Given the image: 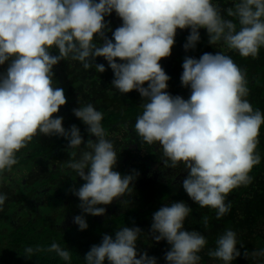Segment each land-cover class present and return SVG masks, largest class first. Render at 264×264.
Segmentation results:
<instances>
[{
    "label": "clouds",
    "instance_id": "9594fccd",
    "mask_svg": "<svg viewBox=\"0 0 264 264\" xmlns=\"http://www.w3.org/2000/svg\"><path fill=\"white\" fill-rule=\"evenodd\" d=\"M113 12L122 24L108 39L105 17ZM227 14L237 17L238 30L213 0H0V66L8 62L6 72L0 73V173L18 163L17 153L38 133L64 138L68 149L79 150V158L68 167L84 181L71 190L80 201L82 214L73 217L80 231L88 229L86 216H104L101 205H111L133 189L138 173L114 170L118 156L105 139L100 111L92 104L73 109L95 137L86 144L77 126L66 130L63 118L55 115L67 101L64 89L52 86L54 66L70 58L85 70L94 66L104 73L105 65L96 62L103 58L114 73L113 87L123 94L136 91L144 101L135 123L138 135L147 144L159 142L170 167L183 163L184 192L200 207L215 209L217 219L223 217L231 208L228 194L249 184V173L261 162L256 149L264 113L245 99V74L230 56H185L180 79L190 88L187 99L168 92L170 77L160 61L170 57L177 29H190L185 52L196 48L199 30L205 29L210 45L223 40L242 57H257L264 47V0H239L235 12ZM94 37L103 41L100 46ZM7 199L0 192V212ZM191 211L179 201L163 205L152 216L151 238L170 246L166 264L201 262L199 253L208 241L201 232L186 230ZM142 234L139 227L125 226L114 236L104 235L85 254L84 264H158L156 257L138 252ZM237 244L236 233L227 230L208 255L233 264L241 256ZM42 250L28 247L25 256ZM47 251L70 264L67 248L53 242ZM249 255L262 258L264 249L244 252L246 259Z\"/></svg>",
    "mask_w": 264,
    "mask_h": 264
},
{
    "label": "trees",
    "instance_id": "16d2710c",
    "mask_svg": "<svg viewBox=\"0 0 264 264\" xmlns=\"http://www.w3.org/2000/svg\"><path fill=\"white\" fill-rule=\"evenodd\" d=\"M213 4L225 19L237 25L238 30L240 26L237 17L228 16L227 13L229 10L235 12L239 0H213ZM105 21L110 29L105 32V36L111 39L112 32L121 26L122 20L113 12L105 17ZM199 31L200 42L194 50L185 52L183 46L190 29H177L170 57L160 61L163 70L170 77L168 92L184 99L190 96V88L183 87L180 79L185 56L198 59L204 53L220 52L230 56L245 74L248 88L245 99L254 110L264 113V47L260 48L257 57L245 58L236 50L229 48L223 40L210 45L206 30ZM102 42L94 37L96 46H100ZM52 51L53 55L58 54L55 49ZM96 62L105 65L104 73L98 72L94 66L85 70L81 62L70 58L54 66L52 86L62 87L67 101L55 115L63 118V127L66 130L73 125L77 126L86 144L89 139L95 141V137L89 136L87 127L74 116L73 109L92 104L103 114L101 123L105 139L113 143L118 156L115 171L122 175H131L134 171L142 173L170 169L166 178L169 180L156 187H149L140 185L135 179L133 189L120 197L123 201L113 206L117 208L115 212H110L101 219L85 217L88 223V229L85 231H80L75 224L67 228L58 227L48 222L46 217L23 220L11 230L9 227L5 230L0 229V264H66L54 252L47 251L53 242L71 252L70 264H84L83 258L93 245L100 244L104 235L114 236L117 230L125 226L139 227L142 230L144 235L142 234L138 240V252H147L149 256L157 258L158 264H166L164 256L170 246L166 241L157 243L151 238L152 216L163 205L179 201L192 208L190 215L185 219L186 230L199 231L208 241L199 253L200 264H223L222 261L210 257L208 253L215 249L218 237L227 230L236 233L237 248L241 252V256L233 264H264V257L255 259L251 255L247 259L244 257L245 251L252 253L264 249V125L260 129L256 149L261 162L249 173L251 177L249 184L241 185L228 194L226 203L231 204L230 211L217 219L215 209L200 207L184 192L182 182L187 170L183 163L175 168L170 167V161L165 163L167 158L159 142L147 144L136 132L135 123L143 112L144 103L140 95L136 91L123 94L114 88L112 85L114 73L107 62L103 58H97ZM7 67L8 62L0 66V73H5ZM78 158L79 150L68 149L64 138L42 136L39 133L34 136L27 146L17 153L18 163L11 170L0 173V192L6 193L8 197L4 210L0 212V222L8 220L13 209L24 206L35 197L33 188L36 186L63 185L70 172L76 175L68 167V163ZM78 178L75 176L74 180ZM78 185L81 183L78 182ZM22 188L26 191L22 192ZM72 189L69 190L68 206L75 210L78 198L72 194ZM28 247L43 250L35 251L27 258L25 249Z\"/></svg>",
    "mask_w": 264,
    "mask_h": 264
},
{
    "label": "rangeland",
    "instance_id": "374dc122",
    "mask_svg": "<svg viewBox=\"0 0 264 264\" xmlns=\"http://www.w3.org/2000/svg\"><path fill=\"white\" fill-rule=\"evenodd\" d=\"M170 171V169L167 171L149 170L146 172L138 173L136 179L140 185L156 187L157 185L169 180L166 178L168 177L167 172ZM76 181L80 182L81 185L84 183V181L79 178ZM76 181H73L74 184H72V186L73 188L78 189L81 185H78V182L76 183ZM21 191L25 192L26 189L22 188ZM41 193L43 194L41 198L33 197L28 201L26 206L15 208L12 211L10 219L4 222H0V229L5 230L10 228L9 230H11L16 228L20 224L21 220L25 218L40 217H46L48 222H52L54 224L65 223L66 226L69 227V225L74 224L73 217L82 214L81 209L79 208V199L76 201V204L74 206L75 210H70L68 206L69 190L64 186V184L58 186H48L42 189ZM121 201H123L122 198H118L116 201L114 200L111 205L107 206L112 207L115 204H119ZM107 206L101 205V207L105 208H107ZM98 217L99 219H101L103 216ZM98 217L94 218L98 219Z\"/></svg>",
    "mask_w": 264,
    "mask_h": 264
},
{
    "label": "flooded vegetation",
    "instance_id": "af4514ba",
    "mask_svg": "<svg viewBox=\"0 0 264 264\" xmlns=\"http://www.w3.org/2000/svg\"><path fill=\"white\" fill-rule=\"evenodd\" d=\"M75 176H76V175H73V173L70 172V173H69V176L67 177V180L64 182V186L67 187L68 190H70L71 188H73L72 184H74L73 180H74V177H75ZM76 178H78V177L76 176ZM74 181H75V180H74ZM46 187H48V186H44V187L36 186L35 188H33L34 196H35V197H40V198H41V197L43 196V194L41 193V190L44 189V188H46ZM27 203H28V202H26L24 206H26ZM24 206H22V207H24ZM17 208H19V207H17ZM13 210H14V209H13ZM13 210H12V211H13ZM70 210H71V209H70ZM116 210H117L116 207L113 208V206H112V207L107 206L105 215H106V214H109L110 212H115ZM11 215H12V212H11V214H10V217H11ZM9 219H10V218H9ZM29 219H32V218H25V219H23V220H29ZM23 220H21V222H22ZM56 223H57V222H56ZM72 225H73V224H72ZM72 225H69V227H71ZM56 226H58V227H63V228H67V226H66L65 223H59V224H56Z\"/></svg>",
    "mask_w": 264,
    "mask_h": 264
}]
</instances>
